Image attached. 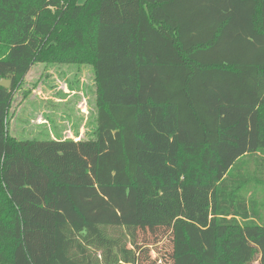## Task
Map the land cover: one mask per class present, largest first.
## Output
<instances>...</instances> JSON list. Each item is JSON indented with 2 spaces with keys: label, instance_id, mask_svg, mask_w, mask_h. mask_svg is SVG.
Wrapping results in <instances>:
<instances>
[{
  "label": "trees",
  "instance_id": "1",
  "mask_svg": "<svg viewBox=\"0 0 264 264\" xmlns=\"http://www.w3.org/2000/svg\"><path fill=\"white\" fill-rule=\"evenodd\" d=\"M39 62L92 66L90 137L9 134ZM0 78V264H264V0H0Z\"/></svg>",
  "mask_w": 264,
  "mask_h": 264
},
{
  "label": "rangeland",
  "instance_id": "2",
  "mask_svg": "<svg viewBox=\"0 0 264 264\" xmlns=\"http://www.w3.org/2000/svg\"><path fill=\"white\" fill-rule=\"evenodd\" d=\"M66 88L74 90L72 94L66 92L71 95L66 101L57 103L53 99L47 100L49 96L59 97L60 92L63 93ZM95 94L96 85L91 65L35 63L14 93L8 112V132L18 139H45L52 132V137L65 136L78 140L75 135L79 134L80 129L82 137H90L95 124ZM41 96L47 97L42 99ZM44 118L50 122L48 125L36 124ZM241 162L239 160L231 170L232 175L237 172ZM238 175L239 173L236 174ZM160 245L168 248V238L163 239L157 247L160 248ZM152 249L147 254L148 260H144L143 264H159L153 258L158 254L154 245ZM262 259L261 254L256 255L255 260L249 264H261Z\"/></svg>",
  "mask_w": 264,
  "mask_h": 264
},
{
  "label": "crops",
  "instance_id": "3",
  "mask_svg": "<svg viewBox=\"0 0 264 264\" xmlns=\"http://www.w3.org/2000/svg\"><path fill=\"white\" fill-rule=\"evenodd\" d=\"M64 90H66V91H62L63 93H61L60 92V95H59V97H54V96H49V98H47V100L48 99H53L54 100V102H64V101H66V99L69 97V96H71V95H67L66 94V92L67 91H69V89H64ZM69 92H71V94H72V92H74V90H71V91H69ZM35 93V90H33L32 91V94H34ZM31 94V95H32ZM47 97V96H46ZM45 96H41L40 98H46ZM62 100H64V101H62ZM83 112V111H82ZM41 122H39V123H36V124H41V125H48L50 122H48V120H47V118H44V119H42V120H40ZM50 121V120H49ZM52 132H49V137H52V134H51ZM64 134V133H63ZM83 133H82V131L79 129V134H77V135H75V139H79L80 137H82L83 135H82ZM71 135H72V133H71ZM52 138H56V137H52ZM64 138H66L65 136H64Z\"/></svg>",
  "mask_w": 264,
  "mask_h": 264
},
{
  "label": "water",
  "instance_id": "4",
  "mask_svg": "<svg viewBox=\"0 0 264 264\" xmlns=\"http://www.w3.org/2000/svg\"><path fill=\"white\" fill-rule=\"evenodd\" d=\"M11 84V80L7 78H0V86L2 87H9Z\"/></svg>",
  "mask_w": 264,
  "mask_h": 264
}]
</instances>
